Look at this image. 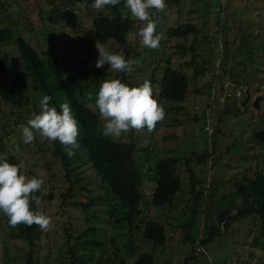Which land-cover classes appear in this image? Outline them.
<instances>
[{
	"label": "rangeland",
	"instance_id": "obj_1",
	"mask_svg": "<svg viewBox=\"0 0 264 264\" xmlns=\"http://www.w3.org/2000/svg\"><path fill=\"white\" fill-rule=\"evenodd\" d=\"M84 1L0 0V25L14 29V34L22 35L40 54L52 53L76 97L94 109L96 94L104 80L120 79L130 87L148 80L153 85L154 98L163 106L165 119L157 123L152 132L146 128L139 132L133 130L119 139L132 138L137 162L147 166L139 169L145 206L139 219L160 221L165 238L161 244L153 243L141 237L139 226H133L130 232L136 236L131 248H127L123 236L128 232L120 230L116 240L120 244L121 264L131 262L140 252L151 253L153 264H264V234L259 232L255 215L241 216L210 240L199 242L205 216L211 218L206 215L204 201L213 202L242 173L264 171V142L255 136V132L264 127V0H165L164 11L156 14L150 10L157 33L165 36L158 49L141 44L138 32L143 23L133 20L128 37L139 55L128 54L127 60L135 63L132 71L124 72L125 75L111 70L107 64L95 67L99 54L91 16L96 10ZM217 17L221 21L219 27H215ZM180 22H187L195 29L184 39L168 36L166 28ZM177 40L183 42L182 51L174 45ZM103 46L112 53L124 55L118 44L110 42ZM2 48L14 54L7 66L6 82L14 89L16 100H0L1 142L19 154L17 164L21 173L44 180L37 193L40 203L35 202V205L37 211L52 217L53 226L48 231L38 227L32 257L34 264H57L60 258L66 260L63 251L67 231L75 234L78 229L94 224L98 232L88 235L105 239L104 229L111 225L107 220L109 202L85 160L79 165L75 161L69 164L77 167L79 177L82 176L79 182H84L86 189L76 190L73 197L61 202L59 193L66 182L60 173L59 159L51 154L39 134L33 143L23 142L19 126L26 125L30 119L24 104L30 88L24 71L17 64L16 45L10 42ZM166 59L188 76L187 91L181 101L158 96L157 79ZM190 59V63L184 62ZM98 70L104 74H99ZM243 85L247 89L235 96L233 91ZM89 93L92 100L87 99ZM246 93L249 99L241 103ZM257 95L261 97L255 108L251 101ZM213 100L212 107H208ZM205 123L207 131H202L200 126ZM212 128L216 132H211ZM203 152L207 155L200 159L198 155ZM166 155L177 158L175 170L181 186L170 201L153 205L150 203L154 186L152 162ZM191 176L197 178L195 184H191ZM196 189H201L199 197L194 194ZM48 193L51 196L48 197ZM97 195L101 198L85 209L72 204L73 199L87 201ZM117 230L113 228L114 233ZM27 248L26 242L14 234L7 217L0 213V264H25ZM95 248L99 252L100 246ZM116 261L114 258L108 264H118Z\"/></svg>",
	"mask_w": 264,
	"mask_h": 264
},
{
	"label": "trees",
	"instance_id": "obj_2",
	"mask_svg": "<svg viewBox=\"0 0 264 264\" xmlns=\"http://www.w3.org/2000/svg\"><path fill=\"white\" fill-rule=\"evenodd\" d=\"M85 1L91 5L93 3V0ZM151 10L156 14L159 13L155 9ZM217 19L219 18H216L215 27H219L221 24V21ZM133 20L134 18L125 7V0H120V3L115 7L96 11L95 15L91 16V25L96 42L99 45L110 44V42L120 45L125 59L130 57L128 56L130 52V55H139L138 51L131 46L128 37V31L134 26ZM194 29L191 24L180 22L168 26L166 32L170 37L184 39ZM10 42L16 45L17 64L24 71L30 88V92L24 97V104L30 118L34 113L39 114V101L42 96L49 95L52 97L50 106L56 107L57 111L60 110L59 105L61 103H69L80 126V134L77 138L80 146L74 150L75 154L71 157L67 155L59 141L53 142L43 139L47 149L61 163L60 173L66 182L65 188L59 193L61 202L66 199L68 201V198L73 197L76 190L86 189L84 182H79L82 176L79 177L77 167L75 168L69 164V161L70 163L75 161L79 165L84 160L93 169L96 175L94 179H98L99 186L103 189L109 202L107 220L111 225L107 230L104 229L105 239L100 240L96 238L95 234L88 235L89 232H98V227L94 224H88L78 229L75 234L67 231L64 240L66 247L63 251L66 254V260L60 258L57 264H86L90 262L108 264L114 258L117 259L118 264H121L120 244H117L116 235L120 230L125 229L128 234L123 236V239L126 240L124 245L131 248L132 239L136 236V234L132 236L130 232L133 226L136 228L139 226L141 229L140 235L144 239L156 244L163 243L165 238L163 224L154 219H145L144 221L139 219V215L145 210L142 202L144 194L140 186L143 177L139 171L143 163L137 162L135 158V141L132 138L121 140L103 136V121L99 118L98 111L94 110L91 105L82 103L76 97L73 86H70L56 66L54 55L52 53L48 56L40 54L30 42L22 35L14 34V29L6 24L0 25V100L5 102H15L16 100L14 89L8 86L6 82L7 66L14 54L2 48L4 44ZM174 45L179 51L184 48L182 40H177ZM76 46L78 45L76 44ZM167 60L157 79L158 96L164 99L181 101L187 91L188 76L181 69L170 65ZM191 60L184 62L190 63ZM98 73L103 75L104 71L98 70ZM121 73L125 75L124 72ZM18 77L22 76L16 78ZM233 94L239 96L234 91ZM213 103L214 100L207 106L212 107ZM14 123L17 124V120H14ZM206 127V123L200 126L202 131H207ZM211 132L216 131L212 128ZM255 136L259 141L264 142V127L257 130ZM1 140L0 136V156H6L9 163L18 166L17 158L19 154L12 152L10 147L6 146ZM206 155L207 152H203L198 156L203 159ZM198 156L195 155V158L199 159ZM77 160L80 161L77 162ZM152 165L154 186L150 194V203L153 205L164 204L174 197L181 186L180 176L175 170L177 158L171 155L158 156L154 159ZM190 178L191 184L197 182L196 177L191 176ZM37 193L35 195L38 196ZM199 193H201V189H196L194 194L199 197ZM47 196H51V193H48ZM99 198H101V195L90 196L87 201L73 199L72 204L85 209ZM204 203V209L207 210L206 215L211 218L207 219L205 216L202 238L199 239L200 243L210 240L214 234L224 230L233 220L244 215H255L258 219L259 232L264 234V171L256 170L252 174L242 173L235 178L232 186L226 192L217 195L213 202L207 200ZM30 207L33 211H37L35 201L30 203ZM193 211H195L194 207ZM11 228L14 234L28 245L25 264H34L32 249L35 244L34 238L37 236L38 226L28 227L20 224L16 227L11 226ZM113 228H118V230L114 233ZM71 236L74 237L73 241L69 240ZM189 241L193 242L192 239H189ZM98 246H100V250L96 252L95 247ZM127 264H153V257L149 252H140Z\"/></svg>",
	"mask_w": 264,
	"mask_h": 264
},
{
	"label": "clouds",
	"instance_id": "obj_3",
	"mask_svg": "<svg viewBox=\"0 0 264 264\" xmlns=\"http://www.w3.org/2000/svg\"><path fill=\"white\" fill-rule=\"evenodd\" d=\"M119 3L120 0H93L92 8L101 11ZM125 7L134 19L143 23L138 32L141 44L153 50L158 49L165 36L157 33V24L150 10L164 11L167 7L165 0H125ZM96 48L99 54L96 68L107 64L117 73L132 71L134 61L125 59L122 54L110 52L103 45L96 43ZM87 99L92 100L91 93ZM51 100V96L43 95L39 101V114L34 113L26 125L19 126L23 142L33 143L39 134L41 139L59 141L71 157L80 146L77 140L80 126L69 103H61L57 111L56 107L50 106ZM94 110L98 111L103 121L102 135L113 139H119L133 130L139 132L146 128L152 132L166 115L163 106L154 98L153 85L148 80L136 87L122 83L120 79L104 80L96 94ZM43 184V179L26 177L17 165L8 162L6 156H0V213L7 217L10 226L37 225L42 231L51 229L52 217L33 211L30 207L33 201L40 203V197L35 194Z\"/></svg>",
	"mask_w": 264,
	"mask_h": 264
},
{
	"label": "water",
	"instance_id": "obj_4",
	"mask_svg": "<svg viewBox=\"0 0 264 264\" xmlns=\"http://www.w3.org/2000/svg\"><path fill=\"white\" fill-rule=\"evenodd\" d=\"M263 95H264V93H263ZM261 97V95H257V96H255L253 99H252V105L255 107V108H257V106H258V104H257V100L259 99ZM249 99V94L248 93H246V96L244 97V99L241 101V103H244L246 100H248Z\"/></svg>",
	"mask_w": 264,
	"mask_h": 264
},
{
	"label": "built area",
	"instance_id": "obj_5",
	"mask_svg": "<svg viewBox=\"0 0 264 264\" xmlns=\"http://www.w3.org/2000/svg\"><path fill=\"white\" fill-rule=\"evenodd\" d=\"M243 86H244V87H243ZM243 86H242L243 88L241 87L242 89H237L234 93H235V94H238L240 91H245V90L247 89V88H246L247 86H246V85H243ZM245 86H246V87H245Z\"/></svg>",
	"mask_w": 264,
	"mask_h": 264
}]
</instances>
